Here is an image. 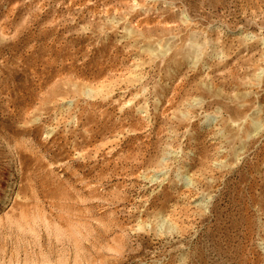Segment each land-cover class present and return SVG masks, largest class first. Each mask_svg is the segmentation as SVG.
<instances>
[{"label": "rangeland", "instance_id": "rangeland-1", "mask_svg": "<svg viewBox=\"0 0 264 264\" xmlns=\"http://www.w3.org/2000/svg\"><path fill=\"white\" fill-rule=\"evenodd\" d=\"M0 264H264V0H0Z\"/></svg>", "mask_w": 264, "mask_h": 264}]
</instances>
